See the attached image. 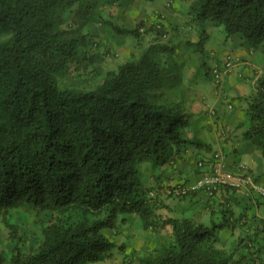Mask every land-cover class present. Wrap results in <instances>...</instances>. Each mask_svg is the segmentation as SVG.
Masks as SVG:
<instances>
[{"label":"trees","instance_id":"1","mask_svg":"<svg viewBox=\"0 0 264 264\" xmlns=\"http://www.w3.org/2000/svg\"><path fill=\"white\" fill-rule=\"evenodd\" d=\"M62 6V0H0V222L10 245L0 250V264L105 261L116 245L105 230L122 213L140 215L148 230L171 227L169 243L139 258L141 264L237 262L244 238L234 250L218 245L231 205L211 225L184 215L163 218L162 186H147L141 178L144 162L173 165L188 146H210L187 137L190 116L178 103L161 102L168 90L157 53L169 48L158 41L115 68H94L100 80L79 87L71 78L80 66L79 37L60 29ZM194 12L198 41L188 44L196 52H205L207 22L223 24L229 36L240 33L264 51V0H197ZM156 16L116 28L139 37L154 33L163 42L167 14L158 10ZM247 113L243 138L264 156V69ZM152 175L161 178L162 172ZM183 184L165 186L168 195L186 199L197 192L176 193ZM20 215L27 221L32 216L36 228L30 232Z\"/></svg>","mask_w":264,"mask_h":264},{"label":"rangeland","instance_id":"2","mask_svg":"<svg viewBox=\"0 0 264 264\" xmlns=\"http://www.w3.org/2000/svg\"><path fill=\"white\" fill-rule=\"evenodd\" d=\"M68 1L72 5L64 6ZM115 1V4L112 2ZM197 0H62L63 6L60 7L57 23L60 29L66 32L68 36L79 37V60L80 66L77 71L72 72L71 78L73 83L79 87H91L96 84L100 78L93 74L94 68H99L101 71L109 68H115L133 55H138L141 50L146 48L149 43L144 36H136L120 32L118 27H131L140 21H136L144 17L148 20L157 18L156 12L162 10L167 14L166 24L168 23L169 38L165 40L166 44L172 46L169 51H161L157 53L163 68V80H165L166 92H162L163 103L173 104L178 103L179 107L185 111V108L190 109L191 104H187L190 100L200 101L204 103L205 108H214L217 114L206 115L203 113L198 116L199 120L195 123L191 119L190 127L194 126L195 130L203 131L204 142L209 143V149L202 147V154L212 153L211 156L219 151V144L216 141L215 134L210 130L212 122L215 120H223L232 125L236 131H241L239 151L230 153L226 157L229 167L241 173L242 164L251 166L254 173L264 175V156L260 150L253 148L243 138L244 131L249 127L250 121L247 113L249 97L254 95L258 87V79L263 74L264 69V51L263 46H255L254 54L251 57L252 67L244 68L234 65L233 70L235 75L231 77L233 83L244 82L247 84V97H240L241 92L237 87L229 86L230 77L223 76L222 81L218 84L215 81L213 68L219 65L222 67L225 62V57L228 53H239L240 50L247 49L250 45V40L240 33L229 36L223 24L214 25L207 22L206 28L209 39L205 44V52H196L194 45H189L188 41L198 38L190 35V25L197 27L199 34V25L193 20L194 6ZM171 3L169 6L168 3ZM136 6L133 10V5ZM139 13H136L139 11ZM136 17H134V16ZM175 15V16H174ZM142 16V17H140ZM193 20V21H192ZM178 24V27L175 25ZM153 40V39H151ZM246 44V45H244ZM227 53V54H226ZM77 54V55H78ZM234 55V54H233ZM92 56L89 63L88 57ZM89 64V65H88ZM244 71V72H243ZM80 72V76L77 75ZM245 73V77L240 79L239 74ZM247 75V76H246ZM215 90H225V92L215 93ZM167 97V98H166ZM174 97V101H172ZM168 100V101H167ZM228 102L234 106V109L228 107ZM187 104V105H186ZM213 109V110H214ZM212 110V111H213ZM205 126V127H204ZM193 149L196 151L198 147ZM199 152L193 155L191 160L186 163V167L190 175H196L195 168L198 166ZM179 162L176 166L165 165L162 167H152V163L144 162L140 166L141 178L145 185L151 186L153 183L152 173L159 174L162 169L170 173L179 168ZM182 205L179 207L178 213L190 217L203 212L202 203L200 201L191 205L192 199H178ZM21 223L23 226L29 227L31 232L36 228L33 224L32 216H29L27 221L24 216ZM211 212L206 215L205 223L211 225ZM215 216H218L215 215ZM262 225V223H261ZM108 237L115 241L116 245L112 249L113 257L105 261L92 264H141L139 258L154 255L157 248L163 243H169L170 232L167 227L154 231L145 229L143 220L136 213H122L116 218L115 226L105 230ZM254 239L257 238L255 235ZM256 240V239H255ZM225 239H219L218 245H227L229 250L235 249L239 241L235 238H229L228 242L223 243ZM237 242V243H236ZM121 244H125L121 247ZM8 233L5 227L0 222V250H9ZM260 253V252H255ZM250 252L245 246H240L237 250V262L232 264H257L255 262V254Z\"/></svg>","mask_w":264,"mask_h":264},{"label":"crops","instance_id":"3","mask_svg":"<svg viewBox=\"0 0 264 264\" xmlns=\"http://www.w3.org/2000/svg\"><path fill=\"white\" fill-rule=\"evenodd\" d=\"M136 6L141 7L140 5L135 4L132 6L133 10ZM139 12L140 10L137 11L136 13H139ZM143 19L144 17L137 19L136 21H141ZM144 21H146V19H144ZM175 26L178 27V24ZM189 29H191L190 35L192 37L198 38L197 27L190 25ZM143 36L144 38L146 37L148 41H152L151 43H149V45L154 44L159 41L160 43H163L165 46H167L169 50L172 49L171 45L166 44L167 42L165 41L161 42L159 40V37L156 36V34L154 33L145 34ZM168 38H169V35H168ZM192 42H195V39H192ZM253 54H254V50L252 46L250 45L247 46L246 50L243 49V50H240L239 53H232V55L234 56L235 65L243 67V69L245 67L246 68L252 67L253 65L251 64L252 61H251L250 56H253ZM234 75H235V71L233 70L231 73H229L226 76V79L227 77H230L229 86L236 87V88L238 87L240 89L239 91L241 92L240 97L241 96H243V98L247 97L248 96L247 95V92H248L247 84L244 82L233 83L231 77ZM239 77L240 79H242L243 77H245V73L244 74L240 73ZM222 91L225 92V90H215V93L219 94ZM172 101H174V97ZM202 102L192 101V100L187 102V104H191V107L190 109H188V107L187 109L185 108L184 112L189 114L190 116V125H191V119L194 120L196 123L199 120L198 116L202 115L203 113H205L206 115H210L209 113L217 114V110H215L214 108H210V109L205 108L204 103ZM228 107L234 109V106L229 102H228ZM210 130L215 134L216 141L219 144V152H222L225 155V158L229 156L230 153L239 151L238 148L240 146V134H242L241 131H236L235 129H233L231 124H229L228 122H224L223 120H220V118L218 120L214 119V121L212 122V126L210 127ZM186 135L187 137L196 136L202 139L204 137L203 131L195 130L194 126L192 127L189 126V128L187 129ZM197 147H198V150L196 149V151L200 153L199 160L204 159V158L208 159L211 157L212 153L202 154L201 153L202 147L201 146L200 147L197 146ZM196 151L193 149V146H188L187 149L184 151V153L177 159L178 161L183 162L182 164H180L178 169L170 173H167L165 172L164 169H162L161 178H157L155 175L154 176L152 175V179L154 183L162 186L161 192L163 193L162 198L164 200L165 207L159 209L158 212L160 215H162L163 218L179 217L180 213H178V211L176 210H178L179 207L182 205L181 202H178V199H181V197L177 196L176 194L171 195V196L168 195L169 189L166 191L165 186L169 185L170 188L171 187L174 188L181 183H185L186 185L194 183L201 178L204 172L209 170L208 167L199 169L197 166L195 168L196 175H190L186 167L187 166L186 163L191 160V158L196 153ZM178 163L179 162H174L172 166H176ZM226 164H227V161H226ZM229 165L230 164L228 163L227 169L231 173L233 174H245L248 172L253 173L255 177L258 178V180L264 185V175L259 174V173H254L251 166L241 163V166H243L244 169L242 168L241 173H237L233 171L229 167ZM189 198L192 199L191 205H193L194 203L198 201L202 203L203 212L200 211L198 214H195L190 217L196 221L203 222V223H205L204 220L206 218V215L209 212H211V215H212L210 217V220L212 222H220L223 218L222 213H223L224 208L227 207L228 205L229 206L231 205L229 207L230 210H232L230 211V216H229L231 217L229 219V226L224 229L219 230V239H223V240L225 239V241H223V243H225V242H228L229 238H235L236 241H239L240 239L244 238L245 240H243L244 242L242 246H245L246 248L249 247L247 249L250 252L255 253L256 249L262 248V252L255 253L259 255H255L253 259H255V262L257 264H264V246L262 245L264 244V198L260 197L255 191H253L251 188H248V187H242V188L236 189L235 191L225 189L224 187H222L215 194V196H211L207 194L205 190H198L196 193H192ZM217 214L218 216H215ZM182 216L183 215H181L180 217ZM167 229L169 230V232H171L170 226H167ZM254 235L255 237H257L255 238L256 239L255 241L252 240L254 239L253 237ZM222 245H223L222 247L229 249L226 243Z\"/></svg>","mask_w":264,"mask_h":264},{"label":"built area","instance_id":"4","mask_svg":"<svg viewBox=\"0 0 264 264\" xmlns=\"http://www.w3.org/2000/svg\"><path fill=\"white\" fill-rule=\"evenodd\" d=\"M234 65V56L228 53L225 57L224 65L222 67L217 65L213 68L215 81L220 84L223 76L233 71ZM206 160L199 161L198 165L202 168L208 166L209 170L204 172L198 181L179 186L175 189L176 193L187 194L190 191L205 190L209 194L215 195L222 187L232 189L248 187L254 189L264 198V185L262 183H256L253 176L249 174H233L228 171L225 155L222 152L217 151L210 159Z\"/></svg>","mask_w":264,"mask_h":264}]
</instances>
